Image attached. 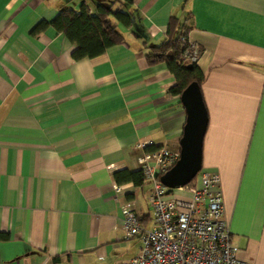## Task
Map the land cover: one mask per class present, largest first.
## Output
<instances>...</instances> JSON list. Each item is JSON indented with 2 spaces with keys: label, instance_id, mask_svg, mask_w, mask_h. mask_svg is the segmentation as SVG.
Here are the masks:
<instances>
[{
  "label": "crops",
  "instance_id": "crops-1",
  "mask_svg": "<svg viewBox=\"0 0 264 264\" xmlns=\"http://www.w3.org/2000/svg\"><path fill=\"white\" fill-rule=\"evenodd\" d=\"M90 1L0 0V264H118L140 253L123 210L133 204L152 230V185L114 174L140 170L139 144L180 152L176 78L145 50L169 38L172 19L174 38L186 26L200 51L202 169L221 178L239 259L264 264V0H132L124 41L80 61L54 28L32 35L63 7L94 12Z\"/></svg>",
  "mask_w": 264,
  "mask_h": 264
},
{
  "label": "built area",
  "instance_id": "built-area-1",
  "mask_svg": "<svg viewBox=\"0 0 264 264\" xmlns=\"http://www.w3.org/2000/svg\"><path fill=\"white\" fill-rule=\"evenodd\" d=\"M189 44L184 58L194 65L200 51ZM149 147L137 145L140 170L152 185L150 204L155 226L146 230L135 206L124 208L125 239L140 237L142 247L136 257L118 264H246L238 257L240 250L226 219L220 176L202 169L194 183L170 190L160 178L177 163L180 152L167 148L148 151ZM114 189L120 192L121 187L114 185Z\"/></svg>",
  "mask_w": 264,
  "mask_h": 264
},
{
  "label": "trees",
  "instance_id": "trees-1",
  "mask_svg": "<svg viewBox=\"0 0 264 264\" xmlns=\"http://www.w3.org/2000/svg\"><path fill=\"white\" fill-rule=\"evenodd\" d=\"M90 2L95 5L94 12L86 3L79 11L63 7L52 22L39 23L33 29L32 35L37 37L52 27L64 34L76 46L73 52L74 60L101 56L108 48L124 41L119 27L131 28L132 26L131 15L124 10L126 5L132 4V0H91ZM175 24V19H172L168 28V39L158 45H146L145 50L147 51L146 60L150 66L167 65L177 82L171 89V93L181 96L193 82L202 86L204 75L197 64H194L191 69L188 68L190 64L184 55L190 45L189 29L185 26L183 32L174 38ZM114 179L117 184L133 183L137 186H143L146 182L142 170L135 172L122 170L114 174ZM8 239L7 234L0 232V240Z\"/></svg>",
  "mask_w": 264,
  "mask_h": 264
},
{
  "label": "water",
  "instance_id": "water-1",
  "mask_svg": "<svg viewBox=\"0 0 264 264\" xmlns=\"http://www.w3.org/2000/svg\"><path fill=\"white\" fill-rule=\"evenodd\" d=\"M189 69L193 65L188 66ZM187 121L180 141V158L177 163L161 176L160 181L170 190L184 188L191 184L203 168V145L209 117L203 99L201 86L190 84L181 95Z\"/></svg>",
  "mask_w": 264,
  "mask_h": 264
},
{
  "label": "rangeland",
  "instance_id": "rangeland-1",
  "mask_svg": "<svg viewBox=\"0 0 264 264\" xmlns=\"http://www.w3.org/2000/svg\"><path fill=\"white\" fill-rule=\"evenodd\" d=\"M109 2H107V4H108ZM196 180V179H195Z\"/></svg>",
  "mask_w": 264,
  "mask_h": 264
}]
</instances>
